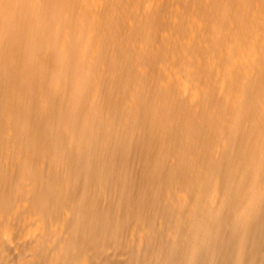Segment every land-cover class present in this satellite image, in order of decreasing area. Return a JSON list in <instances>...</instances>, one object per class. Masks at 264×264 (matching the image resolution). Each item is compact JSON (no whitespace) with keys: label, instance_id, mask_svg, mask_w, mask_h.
I'll return each instance as SVG.
<instances>
[{"label":"bare ground","instance_id":"bare-ground-1","mask_svg":"<svg viewBox=\"0 0 264 264\" xmlns=\"http://www.w3.org/2000/svg\"><path fill=\"white\" fill-rule=\"evenodd\" d=\"M0 264H264V0H0Z\"/></svg>","mask_w":264,"mask_h":264}]
</instances>
